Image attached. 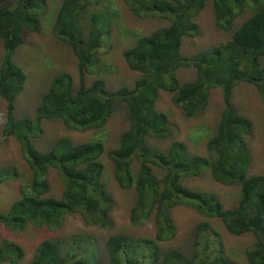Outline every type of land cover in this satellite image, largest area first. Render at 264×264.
<instances>
[{
    "label": "trees",
    "instance_id": "16d2710c",
    "mask_svg": "<svg viewBox=\"0 0 264 264\" xmlns=\"http://www.w3.org/2000/svg\"><path fill=\"white\" fill-rule=\"evenodd\" d=\"M138 17L162 16L171 25L148 36H141L123 53L128 67L140 74L132 89L115 92L107 89L102 78L90 87L85 76L94 70H109L100 54L109 37L113 7L89 13V7L105 0H63L55 16L54 33L67 44L79 61V88L69 74L55 77L49 91L36 109L35 120H17V101L25 92L28 77L13 61L22 47L24 31L38 33L41 17L48 10L46 0H0V41L5 55L0 66V98L7 105L5 138H15L32 171L31 187L21 190L0 223L16 234L29 226L60 231L67 216L78 214L83 221L101 229L112 225L115 201L103 178L104 143L95 139L74 144L60 139L49 151L39 150L34 140L43 135L41 124L61 121L75 131L103 130L118 104L129 107V126L119 145L107 153L114 165V176L122 189H135L137 200L130 212L132 226L138 228L153 219L155 237L135 240L112 236L101 251L87 236H76L67 246L63 240H44L31 264H235L225 254L222 237L208 222L197 225L192 251L165 252L160 244L176 235L173 209L186 204L208 219L220 220L233 236L252 234L256 241L246 251L249 264H264V175L250 176L251 155L247 137L253 132L252 121L233 106L234 90L240 84L255 87L264 101V0H125ZM212 1L218 28L231 31L235 20L246 9L253 15L233 34L231 41L195 55H182L185 38H196L200 29L195 18ZM192 67L193 82L181 84L178 71ZM221 89L225 108L216 134L207 143V155H193L179 141L161 149L152 141L169 139L173 131L165 114L156 109L160 92L172 95V102L187 118H195L208 104L211 92ZM139 165L138 172L134 163ZM55 171L62 184L60 199L50 197V175ZM209 171L218 184L240 186L237 206L226 209L215 193L188 189L184 182ZM19 175L10 170L0 173V186ZM24 248L12 241L0 244V263L18 264Z\"/></svg>",
    "mask_w": 264,
    "mask_h": 264
},
{
    "label": "rangeland",
    "instance_id": "374dc122",
    "mask_svg": "<svg viewBox=\"0 0 264 264\" xmlns=\"http://www.w3.org/2000/svg\"><path fill=\"white\" fill-rule=\"evenodd\" d=\"M17 0H9L15 2ZM48 10L41 17V29L38 33L24 31V41L13 56L16 65L24 70L28 77L25 92L17 101L14 116L17 120L27 118L34 121L36 109L42 97L49 91L52 80L62 74H69L74 80L75 89L79 88V61L72 49L62 42L54 33L55 16L63 0H46ZM113 7L111 23H109V37L104 43L100 57L109 70H94L85 76L86 85L102 78L106 81L107 89L115 92L121 88L132 89L140 74L132 71L123 58V53L132 48L141 36H148L153 32L171 25L170 19L162 16L138 17L125 0H105L101 5L89 7L88 12H104L105 6ZM251 9H246L234 22L231 31H223L217 27L215 10L212 1L208 2L202 12L195 18L200 29L196 38L183 40L182 55L192 59L195 55L206 52L214 47L227 44L231 41L234 32L251 16ZM5 50L0 41V66L3 62ZM264 65V58L262 60ZM196 79V70L192 67L178 71V80L181 84L193 82ZM232 104L243 116L253 123V132L247 137L251 155L249 167L250 176L264 175V101L257 89L251 85L240 84L234 90ZM225 108L223 92L215 89L211 92L207 108L195 118H187L185 112L175 106L172 95L160 92L156 109L165 114L173 131L169 139L153 144L166 149L174 141L184 143L193 155L206 156L207 143L216 134L221 115ZM7 120V105L0 98V173L10 169L19 177L7 180L0 186V214H6L11 205L20 198L24 187H31L32 171L22 154L21 144L13 137L5 138L3 128ZM129 126V107L127 104H118L112 118L103 130L75 131L68 129L61 121H46L41 124L43 135L34 140L35 146L41 151H49L60 139H69L74 144H83L100 139L105 146L102 157L105 164L104 184L115 201L111 212L112 225L108 229H101L86 224L78 214L67 216L60 231L52 232L47 228L29 226L25 232L16 234L0 223V244L3 241H12L24 248L25 255L18 264H31L38 246L44 240L60 239L67 246L76 236H87L98 243L101 251L108 239L116 235H125L135 240L154 238V220L147 221L141 227H134L130 221V212L135 206L137 193L135 189H122L115 180L114 165L107 157V153L118 147L122 134ZM134 170L138 172L139 165L134 163ZM50 197L60 199L63 193V184L58 174L53 171L50 175ZM185 187L194 191L215 193L226 209H232L239 203L240 186H225L218 184L209 171L199 178L183 183ZM176 225L175 237L166 243H161L163 251L177 250L186 255L192 251L195 229L203 222L210 223L221 235L226 256L235 264H249L246 251L256 241L252 234L233 236L229 234L223 223L218 219H208L200 215L193 207L180 204L172 211ZM102 264H108L107 258L102 256ZM10 264V263H0Z\"/></svg>",
    "mask_w": 264,
    "mask_h": 264
}]
</instances>
